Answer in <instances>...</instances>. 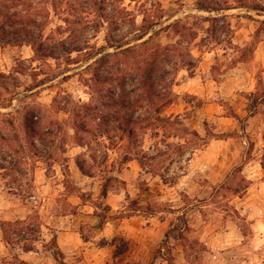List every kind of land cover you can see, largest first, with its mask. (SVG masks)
<instances>
[{
	"label": "rangeland",
	"instance_id": "obj_1",
	"mask_svg": "<svg viewBox=\"0 0 264 264\" xmlns=\"http://www.w3.org/2000/svg\"><path fill=\"white\" fill-rule=\"evenodd\" d=\"M200 1L205 0H125L136 27L130 20L116 31L105 24L98 33L73 12L79 32L72 37L64 32L68 29L63 22L72 11L55 16L51 9L54 16L46 36L65 39L66 47L76 43L87 48L84 43L89 41L95 49L107 46L110 32L114 46L140 43L145 34L137 30L145 12L148 21L160 20L162 27L188 18L195 36L184 38V44L197 59L194 68L177 74L176 100L163 112L171 122L154 124L133 137L113 133L102 137L97 120L92 134L80 133L74 139L72 116L53 113L60 126L53 128L44 145L36 142L44 154L55 155L51 169L29 153L27 110L49 107L57 96L62 107L67 106L63 96L74 103L93 98L97 106L110 86L102 87L92 71L85 70L93 62H87L85 54L76 59L78 64L67 59L35 60L32 48L16 43L13 28L6 27L0 41V113L13 120L15 127L10 130L20 136L14 147L22 149L12 156L17 161L14 171L0 169V264H28L21 257L25 246L33 247L43 264H56L51 241L57 232L76 234L82 240L75 243L71 237L65 242L80 244L64 255L66 264H264V174L253 181L244 168L250 160L264 158L260 143L264 137V0H221L223 8L231 9L219 12L200 11ZM213 17L220 21H206ZM20 22L16 28L25 25ZM212 26H216L213 33ZM159 29L149 31L147 37ZM154 39L162 44L180 40L173 32ZM196 75L197 81L189 82ZM142 108L136 116H148V105ZM228 137L245 141L243 160L230 165L215 184L203 175L196 179L201 171L190 165L191 157L210 141ZM10 162L11 158L0 159V166L10 168ZM223 163L229 165L227 157ZM189 169L196 172L185 182ZM207 172L215 177L213 170ZM32 176V193H19L20 186L27 189ZM193 181L201 186L193 190ZM248 215L260 220L259 226L252 227ZM5 222H26L30 227L5 237ZM175 244L183 248L177 251Z\"/></svg>",
	"mask_w": 264,
	"mask_h": 264
},
{
	"label": "trees",
	"instance_id": "obj_2",
	"mask_svg": "<svg viewBox=\"0 0 264 264\" xmlns=\"http://www.w3.org/2000/svg\"><path fill=\"white\" fill-rule=\"evenodd\" d=\"M132 1L136 2V0ZM220 1H200L198 9L204 12L231 9L223 8ZM51 9L55 16H62V12H66V9L72 11L71 14L69 13L63 18L68 29L67 31L65 29L64 32L69 33V37H72L77 30L73 25L76 21L73 12L77 13V19H82L85 27L92 25L97 33L105 24L113 27L112 30L116 31L130 20L133 27H136L135 17L128 11L125 0H37V2L35 0H0V41L3 38L2 35L7 33L6 27H12L16 43L31 47L35 60L52 59L59 62L61 59H67L69 64H78L76 59L80 54H85L87 62L93 60L85 70H91L93 77L97 83L103 85L102 87L110 86L107 94L103 96L104 98L99 99L97 106L93 103V98L87 103H74L69 96H63L67 106L62 107L60 102L58 103L60 96H57L49 107H30L25 115L24 124L27 126V145L30 146L29 153L32 157L43 159L50 169L53 167L55 155L48 151L44 154L36 145V142L44 145L47 137L54 134L53 128L60 126L59 120L52 118L53 113L65 112L72 116L74 139H77L80 133L83 135L92 134L91 128L97 120L100 122L102 137H109L112 133L133 137L140 130L144 131L154 124L171 122V118L165 116L163 112L176 100L177 95L173 92V87L176 84L177 74L185 68H194L197 63L188 43L184 44V38L195 36L188 28V18L184 21L176 20L162 27L160 20L148 21L150 16L145 12L143 25L141 29L137 30H143L145 34L138 39L137 42L140 43L114 46V38L110 32L106 38L107 46L95 49L89 41L84 43L87 48L76 46L78 45L76 43H69L70 45L66 47L65 39L57 38L54 35L46 36L45 30L54 16ZM91 14L96 16L95 20H89L88 16ZM206 19L212 24L220 21L217 17ZM20 21H25V25L16 28V25L21 23ZM156 27H160V29L147 37L149 31ZM212 27L213 33L216 31V26ZM61 28L59 26V29ZM81 31H83L82 28ZM77 32L79 31L77 30ZM164 32L167 34L173 32L179 36L180 40L170 44L156 42L154 38ZM109 49L114 51L109 52ZM74 53L78 54L77 58H73ZM71 104L73 107L71 106V110H69L68 107ZM143 104H147L149 107V110H146L148 116H136L139 108L143 109ZM154 105H156L155 109ZM108 107L113 110H107ZM3 117L5 116L0 113V159L7 162L8 158H11V167L0 166V169L14 171L17 161L12 160V156L19 154V150L22 149L21 145L19 150L15 149L14 143L19 142L20 136L16 131L10 130L15 127L13 120ZM1 124L3 125L1 126ZM77 167L82 174L86 175L81 163L77 162ZM33 184L34 177L32 176L27 183V189L23 190V187L20 186L21 188L17 191L30 195L34 189ZM102 195L103 197L107 195L106 189ZM28 226L26 222H5L2 224V230L6 237L14 232L25 233L29 229ZM14 227H17L18 230L13 229ZM5 242L8 244L7 240ZM51 244L55 248L56 264H66L56 237L52 239ZM23 250L27 253L33 252L34 249L31 246L29 248L25 246Z\"/></svg>",
	"mask_w": 264,
	"mask_h": 264
},
{
	"label": "crops",
	"instance_id": "obj_3",
	"mask_svg": "<svg viewBox=\"0 0 264 264\" xmlns=\"http://www.w3.org/2000/svg\"><path fill=\"white\" fill-rule=\"evenodd\" d=\"M198 75H196L193 78L188 79L189 82H192L195 80L197 81ZM192 93V92H191ZM260 143L264 145V137L260 140ZM245 141L243 139H237L233 137H228L227 139H214L210 141L203 149L198 150L197 153L194 154L193 157L190 159V165H193V167H198L200 169V174L197 173L196 179L201 177H205L209 183L215 184V181L219 179V176H222L226 173V169L228 167H231L233 164H236L238 162H241L244 158L242 149H244ZM258 143L256 142L255 147H257ZM231 151H229V149ZM227 157V160L229 161L228 166H224V159ZM215 160L216 165L213 166V161ZM231 165V166H230ZM246 172L250 175V179H256L258 178V175L264 174V158L263 160H257L253 159L248 162V164L244 167ZM230 169V168H229ZM190 172L184 176L185 182L187 179L193 177V173L196 171L194 169H189ZM207 170H213L215 172V177L208 176ZM203 172V173H202ZM205 172V173H204ZM262 179V178H259ZM264 185V183H263ZM193 190L197 189L201 186L200 181H193ZM253 186V185H252ZM252 215L247 216V221H251V226L256 227L259 226L260 220L254 221V219L251 217ZM254 221V222H253ZM57 243L58 246L63 253V255H70L73 251L78 249L80 247V244L78 246H74V244L68 245L65 242L73 237L75 240V243H78L79 236L77 237L76 234H71L66 232H57L56 233ZM81 240V239H80ZM82 241V240H81ZM87 244V243H83ZM82 245V244H81ZM183 248L181 245L175 244V250L180 251L179 249ZM24 261H26L28 264H43L44 259L42 256L37 252H27L24 253L23 256H21ZM185 261V260H184Z\"/></svg>",
	"mask_w": 264,
	"mask_h": 264
}]
</instances>
